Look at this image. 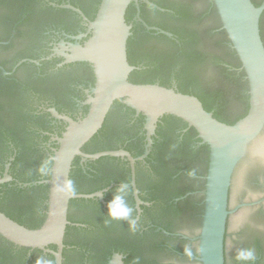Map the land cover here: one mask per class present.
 I'll list each match as a JSON object with an SVG mask.
<instances>
[{"label": "flooded vegetation", "instance_id": "obj_1", "mask_svg": "<svg viewBox=\"0 0 264 264\" xmlns=\"http://www.w3.org/2000/svg\"><path fill=\"white\" fill-rule=\"evenodd\" d=\"M257 1L261 3L262 0ZM100 3L101 0H0V179L5 174L10 177V180L0 184V205L12 210L22 223L13 221L29 229H36L29 225L39 213L46 216V209L41 206H46L47 199L41 203L40 190L41 185H46L48 189L44 182L50 177L51 167L43 172L41 169L49 163L52 165L51 158L58 148L56 139L68 126L53 117L51 110L74 121L82 119L95 82L91 65L84 61L66 62L64 55L70 52L63 50L62 45L69 47L78 43L84 46L90 37L87 34L89 22L94 20ZM153 4L156 7L141 0L137 4H129L130 18L126 24L130 26L129 37L133 39L131 47L135 52L143 47L142 40L148 37H165L180 45L178 36L164 29L174 24L173 11ZM143 23L169 32L171 37L147 29ZM155 59L156 56L152 55L150 61L156 63ZM153 83L160 85L158 79ZM167 88L178 90L174 77H170ZM137 116L135 113L121 124L113 135L115 147L112 150H125L129 144L142 150L137 156L129 153L132 157L144 154L147 145L145 117L144 124L139 128ZM185 130L177 129L174 134ZM164 132L161 137L156 134L155 128L148 154L134 162V183L141 201L139 208L130 184V163L115 157L119 160L95 164L102 185L96 192H102V200L93 198L99 208L84 213L91 217L90 225L73 223L86 230L82 239L86 248L78 255L79 264H108L114 255H119L123 264H201L196 240L198 231L189 234L181 227L186 219H193L198 222L199 230L203 212L193 213L181 200L188 195L200 199L204 189L195 187L191 193L177 197V192L187 180L179 177L180 171L164 162L163 149L173 143L167 124L164 125ZM87 161L80 158L78 166L90 178L95 169ZM202 178L187 177L190 183ZM256 182L260 185L258 179ZM122 184L128 186L126 193L118 191ZM262 190L263 194L257 200L264 197V187ZM118 195H122L125 204L132 209L129 219L135 220V229L130 227L128 220L110 217L109 204ZM197 204L203 205V200ZM249 208L263 210L264 201ZM228 235L226 227L224 264H228L225 252ZM252 241L257 243L256 239ZM49 246L45 250L19 247L0 236V264H55L53 255L48 251H55L56 247L52 250ZM35 250H40L41 254ZM262 256L258 252L255 261H243L241 264H261ZM66 258L71 262L74 254L68 252ZM64 261L62 252V264Z\"/></svg>", "mask_w": 264, "mask_h": 264}, {"label": "water", "instance_id": "obj_2", "mask_svg": "<svg viewBox=\"0 0 264 264\" xmlns=\"http://www.w3.org/2000/svg\"><path fill=\"white\" fill-rule=\"evenodd\" d=\"M138 1L101 0L94 20L89 22L87 34L90 37L84 46L78 43L69 47L62 45L63 50L70 52L64 55L66 62L84 61L92 67L95 82L87 101L88 109L78 121L51 110L53 117L68 126L56 139L58 148L51 158L50 177L44 182L48 185L45 219L40 227L29 229L0 212V236L13 245L30 249L45 250L47 246L54 245L56 250L48 252L53 255L55 264H62L63 239L66 226L70 224L67 219L70 200H102L100 191L73 194L64 190L69 182L73 160L76 157H80L81 161L101 157L127 160L132 170L130 184L139 208L141 201L134 183V162L148 154L158 119L170 115L193 128L210 150L199 230L198 222L193 219H186L181 227L189 234L198 231L199 261L201 264H224L227 227V263L241 264L243 261L236 259L238 252L252 249L254 255L262 253L261 264H264V208H249L264 201V197L257 200L262 196L264 187V42L259 30L264 0L259 6L251 0H210L218 18L210 12L209 0H173L176 4L190 5L194 17H201L191 24V28L203 37L198 50L203 56L201 75L206 85L215 87L219 79L213 60L222 51L213 45V38L217 36H210L216 33L219 22L235 51L247 81L249 107L246 116L234 125L215 119L193 95L158 84H134L128 80L135 67L127 61L126 43L130 26L125 22V12L131 2L137 4ZM141 1L156 7L149 0ZM143 25L171 37L169 32L148 27L145 23ZM115 101H121L136 114L141 113L145 117L147 145L140 157L134 158L125 150L96 153L81 150L100 130ZM8 180L10 177L5 174L0 184ZM254 239L257 246L253 244ZM108 264L123 263L119 255H114Z\"/></svg>", "mask_w": 264, "mask_h": 264}, {"label": "trees", "instance_id": "obj_3", "mask_svg": "<svg viewBox=\"0 0 264 264\" xmlns=\"http://www.w3.org/2000/svg\"><path fill=\"white\" fill-rule=\"evenodd\" d=\"M150 1L173 11L174 24L168 27L165 26L164 29L177 35L180 45L168 41L165 37H159L161 40L159 38L151 39L148 37L142 40L143 47H139L138 51L136 50L137 52H135L131 47L133 39L129 37L126 44L127 61L135 69L129 73L128 80L134 84H154V80L158 79L161 86L169 87V80L172 76L176 80L178 92L198 98L203 108L207 112L212 113L213 117L218 121L227 125H234L243 119L249 107L248 85L240 62L225 32L221 28L220 22L218 23L216 33L210 35L211 38L214 35L217 36V38H213V45L222 51L221 54L214 56L213 62L219 71V79L217 85L211 87L205 84L201 75L203 56L198 50V45L203 37L197 30L191 28V24L196 23L201 17H194L192 9L188 4H176L173 0ZM251 2L255 6L260 5V2L257 0H251ZM209 5L210 12L217 16L216 10L210 0ZM127 8L128 13L125 15L126 23L129 22V9L131 5ZM259 30L261 39L264 42V11L260 16ZM132 31L134 32V29ZM152 55L156 56V63L150 61ZM152 63L157 66H153ZM86 111L87 108L83 116L86 114ZM135 113L133 109L121 101H115L102 127L82 147V151L85 153H95L114 149L115 141L113 140V135L115 136L121 124L130 116L133 117ZM136 123H138L139 128L144 124V116L141 113L136 117ZM166 124L171 130L168 135L172 138L173 143L163 149L164 162L173 166V169L176 171H180L179 177L187 180L185 185L177 192V197L191 193L195 187L204 189V177L207 173L210 153L209 147L205 143H202V140L193 128L188 127L183 121L170 115H163L159 118L156 125L157 135L162 137L166 133L164 132V125ZM177 129L186 130L182 133L174 134V131ZM139 144H142V142ZM124 149L132 156L142 153V150H138L137 147L130 146L129 144ZM149 156L151 158L152 152ZM79 160V157L75 158L69 174V182H71L72 186L71 193L73 194H90L100 190L102 185L95 166L105 160H119V158L101 157L95 161L88 160L87 164L95 169V172L90 173V178L87 177V174L82 173V170L78 166ZM50 167L51 163L47 164L46 168L43 169L47 170ZM190 175L201 176L203 178L196 179L194 183H190L187 179ZM47 191V186L41 185V203L46 202ZM202 197L197 199L193 195H188L181 202H183L186 208L191 209L193 213L201 214L203 212V205L199 206L197 203L203 200ZM41 207L43 210L46 209L45 205ZM6 208L4 205H0V211L5 212L9 218L22 223L12 210ZM98 208L99 205L94 199L70 200L68 208V221L70 224L66 226L64 237V264H79L80 258L78 255L86 248V245L82 243L86 230L76 227L73 223L90 225L91 217L84 213L87 210L96 211ZM44 218L45 214L39 213L29 227H39ZM71 236L73 241L71 240ZM68 246L71 248H67ZM49 248L55 250L54 245H50ZM35 252L41 254L40 250H35ZM68 252L74 254V260L71 262L66 258V253ZM48 256L53 258L49 254Z\"/></svg>", "mask_w": 264, "mask_h": 264}, {"label": "clouds", "instance_id": "obj_4", "mask_svg": "<svg viewBox=\"0 0 264 264\" xmlns=\"http://www.w3.org/2000/svg\"><path fill=\"white\" fill-rule=\"evenodd\" d=\"M41 171L43 172L44 169H41ZM128 189V186L126 184H122L120 186V188L118 189V191L120 193H126ZM67 190L69 193L72 192V186H71V182H68V184L66 185L65 189ZM109 215L112 219H124V220H128L130 227L135 229L136 226V222L134 219H129V217L132 215V209L129 208L124 201V198L122 195H118L114 198V200L109 204ZM187 251V250H186ZM236 259L238 261H255L256 257L254 255V251L252 249H244V250H240L237 254ZM39 264V262H38Z\"/></svg>", "mask_w": 264, "mask_h": 264}]
</instances>
